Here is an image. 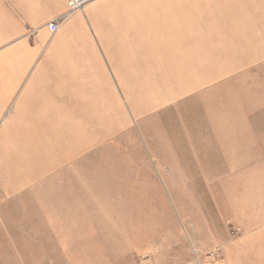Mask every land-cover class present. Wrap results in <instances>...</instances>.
I'll return each mask as SVG.
<instances>
[{
  "label": "rangeland",
  "instance_id": "rangeland-1",
  "mask_svg": "<svg viewBox=\"0 0 264 264\" xmlns=\"http://www.w3.org/2000/svg\"><path fill=\"white\" fill-rule=\"evenodd\" d=\"M67 1L49 67L0 46V264H264V0L92 5L112 86Z\"/></svg>",
  "mask_w": 264,
  "mask_h": 264
},
{
  "label": "crops",
  "instance_id": "crops-1",
  "mask_svg": "<svg viewBox=\"0 0 264 264\" xmlns=\"http://www.w3.org/2000/svg\"><path fill=\"white\" fill-rule=\"evenodd\" d=\"M100 1L102 0H96L88 4L86 11H88V9L90 10L92 5ZM253 2L254 4H262L261 1L254 0ZM67 10V0H0V34L2 35L7 32L6 34L8 37L7 40L0 41V46L6 44L4 51L7 60L3 67L6 69H32L35 68L38 63H41V65L44 64L45 68L49 67L48 64L45 65V61L42 60L43 56L40 57L41 49L47 42L46 38L49 32L46 24L52 20H59ZM98 11L101 12L99 13ZM105 13L111 12H106L104 7H102L98 8L95 12L90 10L87 14L88 18L92 20L91 22L93 23L91 24L93 30L89 31L87 29L86 33L87 38L91 42V45H86L85 51L87 74H89L90 70L95 71L99 68L101 70L102 84L111 86L120 83L121 85L126 84L125 81L121 80V74H119L117 67L112 65V50L102 34L105 29H108L107 23L99 26L98 24L96 25L95 22V18L97 19V17L107 18L109 14ZM257 13L261 12L258 10ZM94 36H97V39ZM96 40H98L99 44L95 43ZM53 51L57 50H50V52ZM59 67L60 66H56L55 68L53 67V69ZM71 68L74 67H70V69ZM189 80L196 81L193 78ZM32 85L38 88L36 79L35 83L33 82ZM17 86V84H10L9 92L12 93L17 91ZM37 90L38 89L33 92ZM197 91L199 90L196 88V92ZM29 92L32 91L29 90ZM189 129H191V127H189ZM232 243L233 244L230 243L231 246H226V252L233 253L238 249V242ZM207 250H210V248L201 249V253L204 254L203 257L202 255H198L197 259L189 260V262L184 264H200L205 262L206 257H208L207 254H210H205ZM224 258L225 257H219L225 264H234L231 258L230 261Z\"/></svg>",
  "mask_w": 264,
  "mask_h": 264
},
{
  "label": "built area",
  "instance_id": "built-area-1",
  "mask_svg": "<svg viewBox=\"0 0 264 264\" xmlns=\"http://www.w3.org/2000/svg\"><path fill=\"white\" fill-rule=\"evenodd\" d=\"M91 1H93V0H70V11H75V10L81 9L83 6H85L86 4H88ZM58 27H59V25H58L57 21H51L48 23V29H49L50 33L56 32ZM200 264H207V263H200ZM208 264H210V263H208ZM213 264H222V263L215 262Z\"/></svg>",
  "mask_w": 264,
  "mask_h": 264
}]
</instances>
